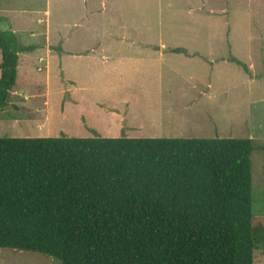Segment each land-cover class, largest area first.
Wrapping results in <instances>:
<instances>
[{
  "label": "trees",
  "instance_id": "obj_1",
  "mask_svg": "<svg viewBox=\"0 0 264 264\" xmlns=\"http://www.w3.org/2000/svg\"><path fill=\"white\" fill-rule=\"evenodd\" d=\"M34 49L0 29V108ZM256 148L250 137H0V248L61 264H254Z\"/></svg>",
  "mask_w": 264,
  "mask_h": 264
},
{
  "label": "rangeland",
  "instance_id": "obj_2",
  "mask_svg": "<svg viewBox=\"0 0 264 264\" xmlns=\"http://www.w3.org/2000/svg\"><path fill=\"white\" fill-rule=\"evenodd\" d=\"M0 15L1 30L10 29L22 44L35 46L19 54L18 81L8 104L0 108V137L115 135L108 129L117 119L85 113L86 102L97 96L94 87L81 88L86 79L94 82V71L101 75L84 51L96 48L100 53L112 46L106 38L227 35L246 61V37L264 36V0H0ZM254 52L259 57L253 74L246 65L232 63L220 78L218 84L230 86L231 92L218 115L192 118V128L184 131L201 138L254 139V224L264 229V53ZM0 264L61 262L37 252L0 248ZM254 264H264L263 245L255 250Z\"/></svg>",
  "mask_w": 264,
  "mask_h": 264
},
{
  "label": "crops",
  "instance_id": "obj_3",
  "mask_svg": "<svg viewBox=\"0 0 264 264\" xmlns=\"http://www.w3.org/2000/svg\"><path fill=\"white\" fill-rule=\"evenodd\" d=\"M99 40L102 44L103 38ZM105 40L113 45L103 47L101 54L96 48L84 51L86 61L95 62L101 75L94 71V82L86 79L81 88L91 91L94 87L97 96L86 102L85 113L117 119L115 127L108 129L115 135L102 136L111 138H201L184 130L192 128V118L216 116L222 102L225 105L231 87L218 84L220 78L232 63L242 66L232 59L252 73L259 57L254 51L264 53V36L246 37V61L236 54L240 48L227 35ZM222 84H227L225 79Z\"/></svg>",
  "mask_w": 264,
  "mask_h": 264
}]
</instances>
